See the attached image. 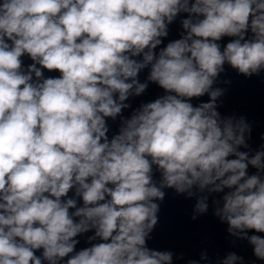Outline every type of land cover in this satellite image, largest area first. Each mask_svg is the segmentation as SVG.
Instances as JSON below:
<instances>
[{
	"label": "clouds",
	"instance_id": "clouds-1",
	"mask_svg": "<svg viewBox=\"0 0 264 264\" xmlns=\"http://www.w3.org/2000/svg\"><path fill=\"white\" fill-rule=\"evenodd\" d=\"M226 65L264 74V0H0V264H173L166 190L254 257L185 264H264V133L219 111Z\"/></svg>",
	"mask_w": 264,
	"mask_h": 264
}]
</instances>
